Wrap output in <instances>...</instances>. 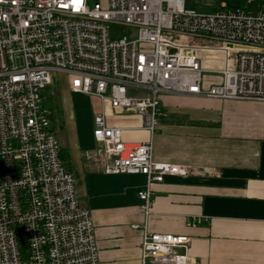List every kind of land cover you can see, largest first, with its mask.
<instances>
[{
	"label": "built area",
	"instance_id": "obj_1",
	"mask_svg": "<svg viewBox=\"0 0 264 264\" xmlns=\"http://www.w3.org/2000/svg\"><path fill=\"white\" fill-rule=\"evenodd\" d=\"M258 6L254 13L226 3L198 12L185 0H109L106 8L90 0H0V264H100L91 210L43 104L56 73L67 75L73 93L109 102L117 113H138L152 136L168 115L164 93L264 102V0ZM112 23L136 32L114 40ZM203 55L218 58L221 67L212 72L221 82L204 87ZM106 116H94L101 147L89 156L106 174L146 176L139 192L146 219L155 183L212 174L156 161L152 136L127 142ZM207 220L187 217L191 226ZM142 229L141 264H189V235L151 232L147 223Z\"/></svg>",
	"mask_w": 264,
	"mask_h": 264
},
{
	"label": "crops",
	"instance_id": "obj_2",
	"mask_svg": "<svg viewBox=\"0 0 264 264\" xmlns=\"http://www.w3.org/2000/svg\"><path fill=\"white\" fill-rule=\"evenodd\" d=\"M202 59L204 87L221 82V75L212 72L221 67L218 58ZM91 98L95 114L103 112L110 126L122 127L125 141L151 139L140 128L141 115L114 112L109 102ZM161 102L168 115L152 136L154 159L213 172L155 183L153 213L147 219L139 197L147 187L146 176L102 171L99 161L89 156L101 147L93 134L95 122L93 132L79 130L73 121L62 126L60 144L69 156L79 198L91 210L100 264H141L145 223L151 232L189 235V264H264V102L170 93L163 94ZM48 108L53 122L58 111ZM190 215L208 220L191 226Z\"/></svg>",
	"mask_w": 264,
	"mask_h": 264
},
{
	"label": "rangeland",
	"instance_id": "obj_3",
	"mask_svg": "<svg viewBox=\"0 0 264 264\" xmlns=\"http://www.w3.org/2000/svg\"><path fill=\"white\" fill-rule=\"evenodd\" d=\"M95 1L101 3L106 8L109 0H90L91 4ZM258 2L256 0L253 3H248L247 0H219L216 1H205V0H185V6L189 10H195L198 12H212L216 6H220L222 3H226L228 7H243L254 13L258 10ZM135 29L125 24L110 25V36L114 40L121 39L123 37L131 38L135 34ZM203 60V66H205V59ZM53 78L52 84L43 91V104L47 107H52L53 111L57 109V119L53 120V129L60 143H62L61 132L62 126L68 127V121L75 122V127L79 130H86V132L92 131L94 128V115L96 112L93 106V100L90 96L80 93H72L70 91L69 80L67 75L62 73H56ZM215 75V74H212ZM137 90L130 89L129 92L134 95ZM55 93V95L52 94ZM165 94V93H164ZM163 95V94H162ZM57 96V103L54 99ZM120 119L119 116L112 119V123L117 122ZM72 124V123H70ZM124 139H126L124 137Z\"/></svg>",
	"mask_w": 264,
	"mask_h": 264
},
{
	"label": "trees",
	"instance_id": "obj_4",
	"mask_svg": "<svg viewBox=\"0 0 264 264\" xmlns=\"http://www.w3.org/2000/svg\"><path fill=\"white\" fill-rule=\"evenodd\" d=\"M61 156L64 160V163L69 167V156L67 155V152L61 147Z\"/></svg>",
	"mask_w": 264,
	"mask_h": 264
},
{
	"label": "water",
	"instance_id": "obj_5",
	"mask_svg": "<svg viewBox=\"0 0 264 264\" xmlns=\"http://www.w3.org/2000/svg\"><path fill=\"white\" fill-rule=\"evenodd\" d=\"M230 47H234V45H230ZM236 47V46H235Z\"/></svg>",
	"mask_w": 264,
	"mask_h": 264
}]
</instances>
